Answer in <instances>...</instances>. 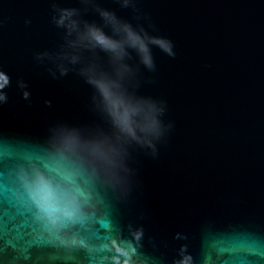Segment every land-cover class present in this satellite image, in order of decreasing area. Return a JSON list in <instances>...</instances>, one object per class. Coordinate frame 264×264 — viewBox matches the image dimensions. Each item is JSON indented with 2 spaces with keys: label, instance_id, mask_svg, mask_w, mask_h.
Returning <instances> with one entry per match:
<instances>
[{
  "label": "water",
  "instance_id": "water-1",
  "mask_svg": "<svg viewBox=\"0 0 264 264\" xmlns=\"http://www.w3.org/2000/svg\"><path fill=\"white\" fill-rule=\"evenodd\" d=\"M0 149L90 185L73 248L6 191L5 264H264V0H0Z\"/></svg>",
  "mask_w": 264,
  "mask_h": 264
},
{
  "label": "clouds",
  "instance_id": "clouds-1",
  "mask_svg": "<svg viewBox=\"0 0 264 264\" xmlns=\"http://www.w3.org/2000/svg\"><path fill=\"white\" fill-rule=\"evenodd\" d=\"M98 43L108 49H115L116 44H108L105 38L92 33ZM90 151L88 157H95ZM88 160L77 157V163L63 172H46L37 168L17 173V181L26 197V203L32 211L34 221L41 234L55 235L74 225L86 224L89 221L90 185L83 181L84 166ZM75 237H69L68 244L79 243ZM115 244V241L112 242ZM117 252H121L119 247ZM122 254L128 256L127 252ZM123 264H130L125 259ZM181 264H188L182 261Z\"/></svg>",
  "mask_w": 264,
  "mask_h": 264
},
{
  "label": "snow or ice",
  "instance_id": "snow-or-ice-1",
  "mask_svg": "<svg viewBox=\"0 0 264 264\" xmlns=\"http://www.w3.org/2000/svg\"><path fill=\"white\" fill-rule=\"evenodd\" d=\"M49 161H55L57 164V167L55 168L54 172H63L65 169L72 167V162L70 158L65 155L63 151H59L56 153H53L49 158ZM8 167L6 164V161L4 159L3 151L0 149V264H5V261L3 259V253L5 252L6 247L11 243V241L7 240L6 237L9 236V229L7 226V223L5 221V213L3 211V204H4V194L6 191L12 192V197L14 202H17L18 204L22 205L23 208L26 210L25 214H30L33 218L32 211L30 210V207L26 203V197L17 181V173L13 172L12 174L8 175L6 177L5 175V168ZM37 168L42 171L50 172L48 169L44 166H41L39 164H33L29 169L31 168ZM11 184L13 185L12 189H8L7 185ZM36 225V223H35ZM82 225H74L70 228L64 229L61 232H58L55 235H48L53 240H50L49 243L52 242H58L60 245L66 247V248H73L78 243L74 244H68L66 241L69 239V237H75V235H78L79 232L83 231ZM36 231L40 232L37 225H36ZM61 233H64L63 236H61ZM21 240L26 241L28 244H36V243H43V236L40 237L39 240H33L29 239L27 234L25 236L20 237ZM79 244H83V240H79ZM116 244H119V241H115ZM222 251L230 250L233 253H247V254H259V256L264 257V237L261 236H246L241 239L230 241V248L229 249H221ZM125 257L124 254H121V259ZM130 259V257H129Z\"/></svg>",
  "mask_w": 264,
  "mask_h": 264
}]
</instances>
